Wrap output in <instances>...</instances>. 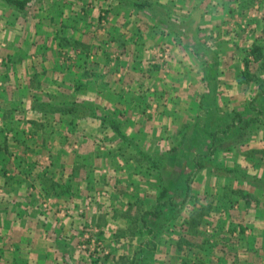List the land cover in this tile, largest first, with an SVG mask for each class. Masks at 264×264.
Instances as JSON below:
<instances>
[{
    "label": "rangeland",
    "instance_id": "374dc122",
    "mask_svg": "<svg viewBox=\"0 0 264 264\" xmlns=\"http://www.w3.org/2000/svg\"><path fill=\"white\" fill-rule=\"evenodd\" d=\"M150 1L154 9L152 12L159 11L162 15L169 16L172 22L178 19L174 23L178 24L157 25L156 21L152 20L151 16H146L143 10L123 3L119 4L118 0H42L29 7L23 16L0 2V26L4 25L2 27L8 31L7 38L12 40L15 35L17 39L19 38L17 36L25 31V25H31L35 39L36 34H39L41 39L50 38L51 40L52 38L53 41L56 39L57 48L55 49L60 51V55L63 56L60 57L61 61L65 63L76 61L77 52H82L87 62L90 55L101 52L104 48L106 67H114L115 70L108 68V71H111L120 81L123 79L124 67L118 60L130 59L129 54L125 55L123 49L127 45H143L148 39L141 41L133 35L128 36L129 25H144L147 30H150L151 40L154 41L153 46L150 45L153 49L154 63L150 65L168 77L167 81H171L172 84L176 77L182 78L183 89L177 92L176 90L171 92L168 89L167 98L172 102L171 107L161 113L166 114L168 121L161 123L162 126L156 138L146 139L141 134L134 141L140 145H145L148 141L147 147L145 146L147 149L163 151L174 142L183 139L184 135V142L180 146L179 153L169 155L166 160L168 165H165V172L172 175L173 182L169 183L173 184L183 180L178 179V171L181 168L185 169L187 165L190 167L193 155L207 148L206 137L208 136L204 137V135L208 131H219L225 123L227 113L240 111L243 118H248L254 113L250 107L251 99L258 90L259 79H264V0H213V6L206 7L199 25L187 23L189 10L197 0ZM2 18L7 19L5 24L2 23ZM43 18L47 21H42ZM158 20L162 23L159 17ZM60 25L66 27V30L63 28L60 30ZM70 25H77L80 29L71 34L67 30V28L71 29ZM2 30L3 28L0 27V34ZM71 37L79 39L86 46L75 45ZM191 37L200 41L203 47L208 49L207 55L203 56L206 60L210 59L208 67L199 61L187 42V39ZM98 40L104 42L101 44L102 41L98 42ZM18 42L19 39L15 41V45ZM252 44H258L263 48V58L256 61L252 59L249 55ZM33 45L34 42L28 49L33 54L37 53L38 56L46 55L48 52L46 49H54L51 42H44L37 47ZM100 45L103 47L101 48ZM13 47L12 43L3 41L0 36L2 60L7 51L10 53ZM247 58L249 62L245 65ZM81 60L84 62V59ZM84 66L92 69V65L88 62ZM130 66L132 65L129 64L128 67ZM145 66L146 62L141 60L139 70H143ZM245 69L246 74H244ZM176 71L178 74L170 79L172 72ZM193 71L194 75H191ZM143 73L141 72V75H144ZM165 76L162 78L166 79ZM211 76L214 78H210ZM71 77L77 79V75ZM132 88L136 87L133 85ZM151 92H154L151 97H159L154 90H150ZM58 94L54 93V95ZM70 98L75 99L72 95ZM175 102L177 106H174ZM86 103L95 105L94 101ZM180 104L182 106L179 109ZM98 105L101 108L87 117L94 118V115L102 108L110 111L106 106ZM262 110L264 111V108ZM111 114L113 116L112 112ZM61 121L60 126H56L58 129V132L55 131L56 134H59V130L66 123L64 119ZM83 125H85L83 133L87 132L89 136L84 139L77 133L71 135V132L69 134L61 132L59 137L55 136L54 139L47 141L45 146L41 138L32 139L29 142L30 146L34 150L40 149L41 153L33 152L27 155L28 160L19 166H17L18 162L12 159L14 154L0 152V173L5 168V173L8 172L9 176H4L8 177V181H23V179L33 181V176L37 174L41 176L43 172L51 170L55 181H71L69 193L72 196L70 197H76L80 192L84 199L83 203L69 206L70 212L73 215L77 214V218L80 217L82 221L80 231H85L86 226L98 224L103 228V235H96L97 240L100 243L106 242L98 244L99 247L96 245L98 254L84 255L77 249V242L84 233L77 234L75 248L79 255L86 257V264H98L101 259L97 260V255L98 257L102 255V261L108 264H132L136 251L141 257L139 264H264V242L262 245L256 243L255 239L246 240L249 234L252 238L251 232H254V227L247 224L249 216L245 217L243 214L246 205L236 198L237 194L234 198L235 205H232L230 201H219L220 207L215 209L216 215L213 212L214 208L209 204L210 196L216 194L218 198H225L230 195L228 192L231 189L232 191L238 189L237 193L244 192L243 195L251 199L255 195V190L247 192L245 185L251 184V187L256 189L264 188V184L260 183L264 181V129L252 132L249 139L243 143H235V134L224 137L221 142L223 147L212 154L206 160L207 166L198 170L191 179V190L182 215L173 222L171 227L153 238L147 234L145 225L138 215L145 211L144 209L147 210L154 205L155 189L153 188L156 181L152 172L147 170V163L134 153V148L129 143L123 145L122 142L111 139L114 134L102 125H97L94 119L84 122ZM144 140H146L145 143ZM11 142L15 143L12 139ZM20 145L24 147L23 142L19 141L11 149ZM120 145L126 156H130L128 162L120 154L122 149ZM3 146L0 143V149ZM59 147H63L65 151L57 154L55 150ZM78 152H82V155L79 156ZM63 163L67 164L66 169ZM59 164L62 166L59 167ZM218 164H220L219 167L223 165L235 171L227 175L224 171L219 173ZM18 175H21V180H18L20 179ZM4 176L2 177L5 178ZM85 189L87 192L83 195L82 190L85 191ZM26 192L32 198L35 187L28 186ZM47 197L48 195L44 194L41 200V211L44 214L52 210V206L44 207L45 202L48 201ZM8 198L7 193L0 189V201L11 204V200L5 201ZM240 201L242 204L239 203ZM3 202H1L2 205ZM22 204L24 206V203ZM79 204L81 206H77ZM129 205H133V210L129 209ZM135 205H137V215ZM59 206L57 208L64 207L63 204ZM194 209H201L202 213L199 215L197 212L198 222L191 224L188 215L194 212ZM56 212L61 215L57 214L59 217L57 222L69 221L70 214L63 215V211L58 209ZM78 213H82L83 216ZM144 217L146 220L143 221L147 222L146 225L157 228L156 221L151 216ZM246 229L248 231L244 232ZM104 245L112 250L105 253L102 251L107 249Z\"/></svg>",
    "mask_w": 264,
    "mask_h": 264
},
{
    "label": "crops",
    "instance_id": "0c3cea01",
    "mask_svg": "<svg viewBox=\"0 0 264 264\" xmlns=\"http://www.w3.org/2000/svg\"><path fill=\"white\" fill-rule=\"evenodd\" d=\"M1 20L5 24L7 19L2 18ZM2 26H0L3 28L0 36L3 41L12 43V47H14L10 50V53L7 51L3 60L0 58V107L2 109L0 135L7 136L6 147L10 148L9 155H15L12 159L14 162H18L17 166L22 165L25 160L27 161L29 158L27 155L33 152L22 145L15 147V149L11 148L17 142H21V139H26L30 135L29 131L34 122L37 124L38 132H44L46 127L60 126V115H46L39 110L36 111L33 108L35 104L45 102L54 105L61 104L65 99L64 97H71V95L78 102L94 101L95 104L97 103L96 105L106 106L113 113V117L122 122V128L129 136L140 137L142 133H139V131H143L142 135L146 139H155L156 134H159L161 123L165 120L168 121L166 114H161L163 110L171 107L172 102L167 98L168 89L171 92L183 89L182 78L176 77L177 79L173 80L174 84H172L171 81H167L168 77L150 65V63H154L153 49L150 48L154 41L151 40V31L147 30L144 25H129L130 32L127 33L128 36L133 35L135 38L137 35H134V33L139 31L141 36L144 37V41L145 38L148 39L143 45L134 46L132 44L123 49L125 55L129 54L130 59L118 60L124 67L122 81L119 78L117 80L113 76L114 74L108 71V68L114 69V67H106L107 60L105 59L104 48L101 52L98 51L90 55V59L86 60L92 65V69H88L84 66L85 64L81 65L80 63L76 66L75 61L73 63L61 61L63 56L60 55V51L55 49V47L57 48L55 44L57 40L55 38V41L52 38L51 40L50 38L41 39L39 34L34 32L36 34L35 39L32 35L31 25H25V31L19 33L17 45H15V41L18 40L15 37L16 35L13 38L15 41L7 38L8 31ZM68 32L74 33L71 29ZM121 32L124 33L122 29ZM101 41L98 40V42ZM32 42H34L33 46L36 47L44 42H51L54 49H46L48 51L46 55L38 56L37 53L33 54L28 49ZM141 60L146 62L143 70H139ZM129 64L132 66L128 67ZM141 72H144V75H141ZM193 73L194 71L191 75H194ZM177 74V71L172 72L170 79ZM72 75H77V79H73ZM162 76H165L166 79H163ZM133 85L136 87L135 89L132 88ZM150 90H154L159 97H151L154 92L150 93ZM54 93L59 94L54 95ZM174 106H177L176 102ZM181 106L180 104L179 109ZM114 111H116V114H114ZM91 119H94L97 125H100L97 118L84 117L77 119L78 124L75 127L73 124H67L72 120V117L67 116L64 121L66 123L59 130V134L61 132L67 134L71 132V135L77 133L82 139L87 138L89 137L87 132L83 133V128H85L83 123H87ZM71 128L72 131H70ZM17 134H19V137L16 136ZM13 138H19L20 140L15 141ZM11 139L16 144H12ZM50 154L53 153L50 152ZM78 154L80 156L82 152H78ZM58 166L61 167L62 165L59 164ZM63 166L66 169L67 164ZM6 175L9 176L8 172ZM0 176V189L9 196L5 201L11 200V204L0 201V264H86V257L79 255L75 248L77 234L81 229L82 221L80 217L77 218V214L73 215L71 213L69 221L57 222L59 217L56 209L59 210L57 208L60 207L59 204L69 207L72 204L75 206L76 203H83L84 199L81 197L80 192L76 196L78 198L70 197L72 196L69 193L71 181H55L52 178L51 170L43 172L41 176L39 174L33 176V181L24 179L23 181H8V177H2V172ZM21 179L22 177L18 180ZM60 179L62 178L60 177ZM30 185L35 187L32 198L26 192L27 187ZM245 187L247 192L255 190V195L251 199H248L247 195L244 196V192L237 193L238 189L235 191L231 189L228 192L230 195L225 198H218V195L213 192L214 195L210 196L209 204L214 208L213 212L216 215L215 209L220 207L219 201H230L232 205H235L234 200L236 199L234 198L237 194L236 198L242 200L246 205V211L244 210L243 214L245 217L249 216L248 222L246 221L247 224L254 227V232H251V235L253 234L252 238L249 237V234L246 240L253 241L252 239H255L256 243L262 244L264 242V188L256 189L251 187V184L245 185ZM82 192L85 195L87 190H82ZM41 193L48 195L47 198L50 196L52 210L48 214L41 211V200L44 196ZM1 202H3V205ZM22 203H24V206H22ZM239 203L242 204L241 201ZM77 206H81V204ZM251 206L253 207L251 208ZM249 218H251L250 221ZM107 245L110 244L107 243ZM104 246L107 248L103 249L105 253L112 250L108 249L106 245ZM105 262L100 260L98 264H108V262Z\"/></svg>",
    "mask_w": 264,
    "mask_h": 264
},
{
    "label": "trees",
    "instance_id": "16d2710c",
    "mask_svg": "<svg viewBox=\"0 0 264 264\" xmlns=\"http://www.w3.org/2000/svg\"><path fill=\"white\" fill-rule=\"evenodd\" d=\"M42 0H0V2L7 7L11 8L15 13H17L20 16L25 15L27 9L29 7H32L36 3H40ZM213 0H197L196 3L190 8L189 10V20L186 22L188 25H199V23L202 21L203 14L206 11L207 6H213ZM118 3H123L126 6H130L132 8L143 10L146 16H151L150 18L152 20H155L157 25H166V23H172L174 24L178 19L171 20V17L162 15L161 12H156L152 8V2L150 0H118ZM49 8V6H48ZM155 13V15L153 14ZM156 16L157 18H153ZM158 17L160 20H162V23L158 20ZM169 18V19H168ZM52 20V18H50ZM42 21H47L46 18H43ZM200 21V22H199ZM182 23V22H181ZM178 24V23H176ZM174 24V25H176ZM181 25V24H179ZM71 30L73 32H78L80 29L77 27V25H70ZM66 30V27L64 28L62 25H60L61 29ZM67 30H69L67 28ZM66 32V31H65ZM196 34V33H195ZM134 35H137L138 40L144 41L143 36L139 33V31L135 32ZM56 38V37H55ZM65 39H68V37H65ZM73 39V43L76 45H85V43H82L79 39L71 37ZM65 42H68V40H64ZM71 41V40H69ZM187 42L189 43L190 47L194 51V54L197 58H199V61L203 62V64L208 67L209 66V60H206L204 57L207 55L208 49L203 47V45L200 43V41L194 40V37H191L189 40L187 39ZM196 43V44H194ZM62 45V44H61ZM74 45V46H75ZM65 46V45H64ZM262 47L258 44H252L250 49V56L254 61L259 60L260 58H263L262 54ZM214 54V52H213ZM216 55V54H215ZM77 58L75 63L77 65L82 62L81 59H84V62L81 63L85 64V58L83 56L82 52H77L76 54ZM204 56V57H203ZM87 58V57H86ZM248 58L245 61V65H248ZM216 68V67H214ZM216 69H214L215 71ZM246 69L245 73L246 74ZM210 78H214V76H211ZM209 78V79H210ZM258 90L255 92L253 98L251 99L250 107L253 110V115L249 116L248 118H243L242 113L240 111H234L233 113H227L225 115V123L222 128H220L219 131H208L206 132V139H208L207 148L204 151H201L200 153H196L193 155L192 164L190 167L185 166V169L181 168L177 175L178 179L182 178L183 180L178 183V181L174 182L173 184H170L169 182H173L172 175L168 174V172H165V165H168L166 160L169 155H175L179 153L180 146L184 142V135L183 139H179L178 142H174L169 148L163 150V151H156V149L150 151L147 149V142L145 145H140L138 142L134 141L136 138L134 136H129L127 133H125V129L122 128V122L116 119L112 116L110 111H107L106 109L102 108V110L94 115V118H97L99 120L100 125H102L103 128H106L108 131H111L114 135L111 139H115L116 142H122L121 144L129 143L132 148H134V153H137L139 155V158L144 160L147 164V170L152 172L153 178L156 181V185L153 189H155V194L153 193V199H154V205L151 208H148L147 210L144 209L142 213H136L137 211V205H135V214L140 215V220H142V223L145 225V229L147 234H149L150 237L155 238L156 235H159L162 231L166 230L167 228L171 227L173 222L178 219L182 215L183 208L185 206L186 200L188 198V195L190 194L191 185L190 181L195 176V174L198 172V170L205 168L207 166L206 160L209 159V157L217 152L218 149H221L223 146L221 145L222 140L224 137L232 136L233 134L236 135V141L235 143H243L249 137L251 136L252 132H255L259 129H264V111L262 108H264V79H259L257 83ZM65 99L61 104H51L48 102L45 103H38L34 105V110H39L40 112L44 114H58L60 115L59 122H62L61 119H66L67 116L72 117V120L68 125H76L78 124L77 119H82L84 117H87L88 115H92L91 113L94 112L96 109H99V105H91L90 103L86 102H78L75 101L74 98L70 97H64ZM179 99V97H178ZM257 105V106H256ZM88 118V117H87ZM72 122V123H71ZM143 130V129H141ZM58 129L56 126L54 127H46L45 131L38 132L37 131V124L34 122L33 126L31 127L30 135L26 137V139H22L21 142H23L26 149L31 150L32 152H40V149L34 150L33 148H30V143L32 139H40L45 146L47 144V141H50L52 139L59 137V134H55ZM101 133V132H100ZM139 133L143 134V131H139ZM102 134V133H101ZM16 136L19 137V134ZM109 138V137H108ZM164 138V137H163ZM166 138V136H165ZM15 141H17L19 138H13ZM104 139V138H103ZM7 142V136L0 135V143L3 146L2 149H0V152L2 153H9L11 152L6 147ZM6 144V145H5ZM122 145H120L121 147ZM146 146V147H145ZM231 146V145H229ZM1 148V147H0ZM48 148V147H47ZM68 148V147H67ZM123 149V147H121ZM228 148V147H227ZM54 147L52 148V150ZM120 149V154L125 159V161H129L130 156L127 155L124 152V149ZM49 150V149H48ZM65 149L63 147L58 148L55 152L58 154L59 152H63ZM11 155V154H10ZM209 161V160H208ZM207 161V162H208ZM220 164L217 165V171L219 173L221 171H224V174H230L235 171V169L225 167L221 165L222 167H219ZM154 171V173H153ZM216 171V172H217ZM6 169H2L3 176L6 175ZM215 174H218L216 173ZM155 174V175H154ZM260 183L264 184V181H260ZM183 185V186H182ZM152 188V187H151ZM150 197H152L150 195ZM133 205H129V209L132 208ZM63 209L65 211H69L67 215H71L72 212H70L68 206H64ZM195 211L190 213L188 215V220L192 224H195L198 222V219L196 217L197 212H199V215H201L202 210L201 209H194ZM138 212V211H137ZM83 216L82 213H78ZM135 215V216H136ZM149 215L156 221V229L154 227H149L146 225V220L144 216ZM101 224V223H100ZM96 226L99 229V235H103V228L99 227V225H91ZM87 227V226H86ZM85 231H80V234H83ZM103 244L100 243V245ZM100 245H97L99 247ZM100 249V248H99ZM103 251V249H102ZM95 253H99L98 249H96ZM102 254V253H101ZM104 254V253H103ZM95 255V254H94ZM102 256V255H101ZM101 256L98 257L97 260L102 258ZM134 257L132 259V264H139L140 263V256L138 255V251L135 252Z\"/></svg>",
    "mask_w": 264,
    "mask_h": 264
},
{
    "label": "built area",
    "instance_id": "2783aa9c",
    "mask_svg": "<svg viewBox=\"0 0 264 264\" xmlns=\"http://www.w3.org/2000/svg\"><path fill=\"white\" fill-rule=\"evenodd\" d=\"M167 54V53H166ZM45 202L44 207H50V199ZM45 200V201H46ZM60 211H63V215L68 214L69 211H65L62 207L59 208ZM85 232L82 237L79 238V242H77V249L83 253L84 255H94L96 252V245L100 244V241L97 240V236L99 233V229L96 226L86 227Z\"/></svg>",
    "mask_w": 264,
    "mask_h": 264
}]
</instances>
